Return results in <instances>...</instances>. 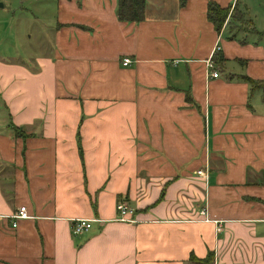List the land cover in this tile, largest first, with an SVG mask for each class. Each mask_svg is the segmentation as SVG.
Returning a JSON list of instances; mask_svg holds the SVG:
<instances>
[{"label":"crops","instance_id":"1","mask_svg":"<svg viewBox=\"0 0 264 264\" xmlns=\"http://www.w3.org/2000/svg\"><path fill=\"white\" fill-rule=\"evenodd\" d=\"M4 3L0 264H264V0Z\"/></svg>","mask_w":264,"mask_h":264},{"label":"trees","instance_id":"2","mask_svg":"<svg viewBox=\"0 0 264 264\" xmlns=\"http://www.w3.org/2000/svg\"><path fill=\"white\" fill-rule=\"evenodd\" d=\"M186 0H179L180 6L185 4ZM145 0H118L116 15L119 21L133 23L142 21L144 18ZM229 7L220 8L217 4L210 3L207 9V17L211 23L215 26L216 30H219L229 14ZM249 83L254 86L256 83L249 80ZM256 87L264 88V83H257ZM196 264H213L214 256L212 253L208 254L205 259H197L191 256L189 259Z\"/></svg>","mask_w":264,"mask_h":264},{"label":"built area","instance_id":"3","mask_svg":"<svg viewBox=\"0 0 264 264\" xmlns=\"http://www.w3.org/2000/svg\"><path fill=\"white\" fill-rule=\"evenodd\" d=\"M131 63V60L127 57L123 58L122 60V64L124 66L129 65ZM211 76L216 78L218 77V73L217 72H211ZM198 175H203L204 172L203 171H198L197 172ZM205 175V174H204ZM116 210L119 214V218L121 220H126L127 218L133 216L134 214V210H132L126 203L124 202H120L116 205ZM205 212L202 211L201 214H204ZM29 215L27 213L26 207L25 206H20L17 211H15L12 215L11 218L13 219V223L12 226L15 227L16 226V222L17 220H21V219H26L28 218ZM71 232L72 234H81L85 231H87L88 229L91 228V220H87V219H77L74 220L73 223L71 224Z\"/></svg>","mask_w":264,"mask_h":264},{"label":"rangeland","instance_id":"4","mask_svg":"<svg viewBox=\"0 0 264 264\" xmlns=\"http://www.w3.org/2000/svg\"><path fill=\"white\" fill-rule=\"evenodd\" d=\"M16 0H0L1 2H5L4 5L6 7L10 6L13 2H15ZM233 9L230 8L229 9V14H232ZM9 13H7V11L5 9H3L2 7H0V49H8V50H15L14 48V44L12 42V39L9 38L8 35H10V25H11V20L9 17ZM235 17L236 14H235ZM11 37V36H10ZM35 42L34 47L38 44V42L36 40H31V44H33ZM20 49L23 51V53L26 55V53L28 54L27 51H29L27 49L26 45H23L20 47ZM36 51L39 50V48L36 47L35 49ZM41 50V49H40ZM31 51V50H30ZM73 223V222H72ZM71 227V226H70ZM71 229V228H70Z\"/></svg>","mask_w":264,"mask_h":264}]
</instances>
